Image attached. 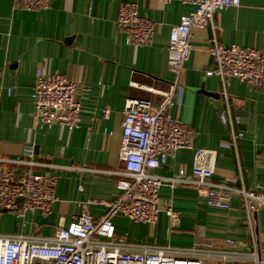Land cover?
Listing matches in <instances>:
<instances>
[{"label": "crops", "instance_id": "obj_1", "mask_svg": "<svg viewBox=\"0 0 264 264\" xmlns=\"http://www.w3.org/2000/svg\"><path fill=\"white\" fill-rule=\"evenodd\" d=\"M128 1L154 23L148 45L125 43L117 28L119 5ZM194 9L183 0H51L47 9L27 10L16 0H0V169L44 171L41 165L9 161L23 158L25 148L32 146L36 162L96 170H55L56 200L50 213L26 212L23 217L0 213V233L48 236L83 211L94 217L106 212L108 201L119 193L115 187L119 176L114 172L123 168L119 146L124 104L128 99H149L157 108L165 102L174 79L167 64L169 33L181 16ZM214 22L219 43L264 53V0H240L238 6L218 12ZM212 35L209 26L192 29L191 55L179 76L181 96L167 112L193 129L196 147L216 151L211 182L260 189L264 185V91L234 77L222 82L206 73L215 68L208 52ZM37 68L64 74L87 88L78 96L82 111L77 128L37 124L31 99ZM239 132L242 136L233 140L232 133ZM192 161L190 149H177L157 173L171 178L182 171L184 178L193 180ZM203 194L196 183L171 186L164 181L160 205L171 204L180 214V223L171 228L164 212L154 223L117 216L113 218L116 238L234 253L226 259L175 254L203 264H230L252 249L254 239L264 252V207L252 213L249 225L237 193L228 209L207 206ZM227 239L236 243L230 245Z\"/></svg>", "mask_w": 264, "mask_h": 264}, {"label": "built area", "instance_id": "obj_2", "mask_svg": "<svg viewBox=\"0 0 264 264\" xmlns=\"http://www.w3.org/2000/svg\"><path fill=\"white\" fill-rule=\"evenodd\" d=\"M27 10L47 9L51 0H16ZM195 6L193 13L181 16L170 30L168 38L167 64L174 74L172 91L165 102L154 108L149 99H128L123 108L119 159L122 170L115 187L118 195L107 203L106 212L94 217L87 211L74 216L67 225H59L51 235L33 236L23 233H0V264H203L200 260L180 257L176 253H194L230 258L234 253L202 248L178 249L169 245L130 243L116 238L113 218L123 216L145 223L157 221L164 212L174 227L180 223V214L171 204L160 205L159 188L164 181L176 183L193 182L201 187L205 204L212 208L228 209L234 193L243 203L248 224L258 208L264 207V185L260 189L246 190L233 188L224 183H214L217 153L213 149L194 145V131L189 126L172 118L167 110L180 99L182 87L179 76L182 67L191 55L190 36L195 27L209 26L213 35L208 52L215 62V68L208 75L218 76L222 82L234 77L251 87H261L264 91V53L259 49L224 45L217 41L214 30L217 24L214 16L230 7L238 6L240 0H183ZM117 28L124 35L127 44L148 45L154 34V23L140 15L137 4L122 2L116 18ZM87 88L67 78L64 74L35 71V83L31 94L34 118L40 126L51 128L64 126L69 130L77 128L81 121L82 106L78 96ZM226 97V95H225ZM104 109V114L107 113ZM242 132L232 133L233 140ZM190 149L193 153V180L179 176L165 178L157 173L169 156L177 149ZM23 158L10 162L20 165H41L42 172L31 169L13 171L0 169V213L23 217L26 212L39 211L47 216L56 200L55 170H89L86 165L62 166L51 161L32 160L34 148L27 146ZM27 157V159H24ZM29 158V159H28ZM234 245L236 242L227 239ZM230 264H264V252L253 241L249 252Z\"/></svg>", "mask_w": 264, "mask_h": 264}]
</instances>
